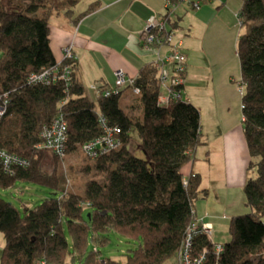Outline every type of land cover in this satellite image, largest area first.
<instances>
[{
    "label": "trees",
    "instance_id": "1",
    "mask_svg": "<svg viewBox=\"0 0 264 264\" xmlns=\"http://www.w3.org/2000/svg\"><path fill=\"white\" fill-rule=\"evenodd\" d=\"M79 1L0 0V95L6 100L0 147L29 161L12 174L0 169V186L34 182L57 192L24 213L0 196L5 240L0 264H122L100 251L113 231L137 241L135 249L125 252L124 264H163L181 254L189 226L197 221L194 202L207 194L199 174L185 177L181 171L206 143L199 109L183 98L182 85L172 88L178 93L167 104L156 105L160 86L153 63L140 68L134 84L117 93L102 95L109 87L105 84L96 97L89 96L75 58L57 63L48 38L51 16L61 14L76 24L100 7L93 0L74 15ZM238 19L247 24L236 53L241 124L250 158L243 192L252 210L230 218L228 239L221 244L206 233L192 235L188 251L192 259L201 256V264H264V0H244ZM65 65H70L66 77L50 84L27 83L32 73L55 67L60 72ZM99 114L107 125L121 129L123 144L90 159L81 146L101 134ZM58 115L67 124L66 155L80 156L76 165L83 174L99 176L77 188H64L58 162L50 171L44 169L47 155L56 161L58 156L37 148L41 127ZM132 132L143 157L131 150Z\"/></svg>",
    "mask_w": 264,
    "mask_h": 264
},
{
    "label": "crops",
    "instance_id": "2",
    "mask_svg": "<svg viewBox=\"0 0 264 264\" xmlns=\"http://www.w3.org/2000/svg\"><path fill=\"white\" fill-rule=\"evenodd\" d=\"M164 1L99 0L100 7L83 16L76 24L61 14L55 15L56 19L51 16L48 37L51 52L59 62L63 55L62 47L72 43L78 74L83 85L90 87L86 93L96 97L98 86L114 85V71L117 69L125 72L129 79L137 76L140 68L154 63L157 57L169 51L168 45L154 50H144L140 46L146 21L152 15L164 14ZM193 1L181 0L170 21L165 24L168 29L174 30L173 36L181 40L182 48L187 44L199 53L198 58L190 60L185 53L182 96L199 109L201 132L206 143L198 147L194 158L181 171L185 177L191 172L199 174L201 188L208 196L214 190L219 201L218 185L243 188L249 175L247 165L250 158L242 131V114L240 118L236 111L241 94L230 76L234 63L239 65L236 42L243 33L244 24L237 16L244 0H211L194 8L191 7ZM86 7L82 6L80 11ZM224 102L226 108L221 111ZM206 114L212 115V119L206 118ZM204 118L210 122L206 130ZM220 150L223 158L217 157ZM201 206L204 207L203 204ZM212 219L199 221L197 216L196 222L209 224L212 227L209 238L217 242L213 231L217 225L223 224ZM227 237L223 242L227 241ZM163 264H180L178 255L171 256Z\"/></svg>",
    "mask_w": 264,
    "mask_h": 264
},
{
    "label": "built area",
    "instance_id": "3",
    "mask_svg": "<svg viewBox=\"0 0 264 264\" xmlns=\"http://www.w3.org/2000/svg\"><path fill=\"white\" fill-rule=\"evenodd\" d=\"M211 0H195L191 2V7H198L200 3L209 2ZM181 0H165L164 1V14L152 15L145 23V28L141 33L140 46L144 50H154L156 47H161L168 45L170 47L169 51L162 56H159L154 61L153 65L159 72V86L160 91L156 98V105H165L169 102L172 97H175V94L178 91H173L174 86H180L184 84V73H185V55L182 52V42L180 39L174 38V30H170L166 27L172 16L173 11L177 7L178 3ZM72 43L69 45L63 46L61 52H63V59L75 58L74 51H72ZM59 63V62H57ZM170 64L171 73L165 68V64ZM70 71V65H65L62 71H58V68H51L49 71H41L38 73H32L27 77V83L36 85V84H50V82L58 80L61 77H66L67 73ZM183 75V77H182ZM134 84L133 77L127 78L125 72L120 69L114 71V81L113 86L108 87L104 90L102 95L107 96L110 94H115L118 92V89L125 84ZM164 88V91L161 92V89ZM97 92H99L97 90ZM96 92V93H97ZM133 92L138 93V88L133 87ZM242 92L240 88V93ZM98 94V93H97ZM3 96L0 95V122L1 119L5 116V102L2 100ZM99 126L102 130L101 134L97 137L86 141L84 145L81 146L82 153L90 158L95 159L100 155L109 154L113 150L120 149L123 144L119 134L121 129L118 127L107 125L106 119L99 114ZM1 124V123H0ZM67 124L61 116H55L51 119V122L45 124L40 129V141L37 145V148L46 149L52 154L60 158H64L66 155L67 149ZM0 169L6 174L14 173V170L23 166L26 167L29 165V161L23 157L18 156L14 153L5 151L0 147ZM212 227L209 224L196 221L189 226L188 236L186 241L183 242L182 252L178 256L180 264H201V256L193 259L189 254V247L191 245L192 235L206 233L210 234ZM217 250H222L220 245H216ZM40 264H45L40 262ZM47 264V263H46Z\"/></svg>",
    "mask_w": 264,
    "mask_h": 264
},
{
    "label": "rangeland",
    "instance_id": "4",
    "mask_svg": "<svg viewBox=\"0 0 264 264\" xmlns=\"http://www.w3.org/2000/svg\"><path fill=\"white\" fill-rule=\"evenodd\" d=\"M91 0H80L77 4V7L75 8V12L78 13L82 6H88L87 4ZM75 13V14H76ZM52 18L56 19V16L53 15ZM247 31V24L243 26V32ZM178 32H176L177 34ZM177 36V35H175ZM179 37V36H177ZM73 49V44H72ZM184 49V50H183ZM73 51V50H72ZM182 51L185 55H187V59H193L192 57L199 56V53L196 51H193L192 48H189L187 44H184ZM64 55H62V59L59 61V63L63 60ZM239 65H233V69L230 71V76L233 77V83L234 86H237V89L240 90V83H239ZM165 68L171 73L172 70H170V64L166 63ZM114 80V78H113ZM128 84H125L124 86H127ZM99 87V86H98ZM87 91L90 89V87H86ZM98 89V88H97ZM160 89V88H159ZM164 91V88L161 89V92ZM239 102V98H238ZM226 108V103L224 102L221 105L220 110H224ZM237 113H239L241 118V105L239 102V109L236 108ZM238 115V118H239ZM206 118L212 119V115L206 114ZM206 118H204L203 125L205 127V130L208 128L210 122L206 121ZM132 144H131V150L135 151V153L139 157H143L142 151H140L139 147V139H137V136L134 132H132ZM218 158H223V153L220 150L217 154ZM47 159L44 160L42 163V166L47 171H50L53 168V165L57 163L58 172L59 174H62L63 177H65L66 184L65 187H75L77 188L83 181H87L90 178H99L98 175L91 172L88 174H83L81 171L78 170V166L76 164H79L82 162L80 156H73L70 157L69 155H66L64 158L58 157V160L52 159L50 156L47 155ZM77 162V163H76ZM215 189V188H214ZM216 192L218 193L219 201L216 199V193L215 191H210V196L207 194L205 196H202V199L195 200L194 204L196 206L197 216L198 220L204 221H210L209 219L214 218L212 220L218 221V223L222 226L216 227L213 231L215 241L217 242H223L224 237H226L228 233V227L226 224L230 221V218L232 216H237V214H244L251 212L250 205H246L245 203V192H243V188L236 187V188H230L225 185H218L216 187ZM57 192L52 190L51 188L45 186L36 184L34 182L27 183L23 181H17L14 183L13 186L9 188H3L0 186V196L1 198L11 203L14 207H16L19 212L24 213L25 208H32L35 205H38L43 202L44 198L55 196ZM204 205L202 207L201 205ZM201 211V212H199ZM87 210H84L83 215H87ZM204 213V214H203ZM264 220V217H263ZM226 225V226H225ZM5 243L4 236H2V233L0 232V253L3 248V245ZM137 246V241H131L127 240L125 237L121 236L116 231H113L110 233V240L109 244L107 246H104L100 249L102 256L109 257L111 259H117L122 264H124V258H125V252H127L130 249H135ZM73 264H79L78 262H74Z\"/></svg>",
    "mask_w": 264,
    "mask_h": 264
},
{
    "label": "clouds",
    "instance_id": "5",
    "mask_svg": "<svg viewBox=\"0 0 264 264\" xmlns=\"http://www.w3.org/2000/svg\"><path fill=\"white\" fill-rule=\"evenodd\" d=\"M173 15V14H172ZM239 15V14H238ZM238 17V16H237ZM239 22H240V19H239ZM241 24H242V22H240ZM0 154H2V153H0ZM212 232V231H211Z\"/></svg>",
    "mask_w": 264,
    "mask_h": 264
}]
</instances>
